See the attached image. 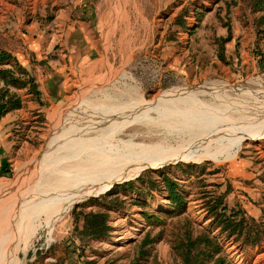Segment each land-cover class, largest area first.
<instances>
[{"label":"rangeland","instance_id":"1","mask_svg":"<svg viewBox=\"0 0 264 264\" xmlns=\"http://www.w3.org/2000/svg\"><path fill=\"white\" fill-rule=\"evenodd\" d=\"M124 3L120 21L113 26L117 0H0V50L13 53L24 66L62 63L68 87L63 101L44 112L31 111L27 124L13 127L11 162L0 184L14 181L22 167L35 159L48 138L56 136L54 130L62 129L58 121L64 108L99 79L105 78L101 85L116 99L111 103L136 94L152 100L167 89L208 82L241 85L260 93L256 97L227 92L224 97L233 102L222 108L237 118L236 107L263 103L264 36L256 26L263 13L254 11L252 0ZM22 89L29 93L28 87ZM11 90L19 95L20 89ZM201 98L216 104L210 95ZM76 111L72 119L81 108ZM158 125L131 126L119 140L159 142L168 129ZM165 173L178 181L186 202L181 211L168 197L162 180ZM131 178L130 186H124L125 180L108 181L59 205L51 217L44 218L37 239L28 251L20 252L17 264H179L175 245L189 229L197 234L210 227L203 208L208 194L224 195L231 208L244 210L264 228L263 139L247 140L233 159L168 164L140 170ZM114 183L120 188L108 195ZM116 198L118 206L108 209ZM153 210L158 213L148 218L145 214ZM90 212L108 213L112 227L108 237L97 240L85 232L83 214ZM213 234L221 236L219 229ZM220 239L233 264H264V240L243 246Z\"/></svg>","mask_w":264,"mask_h":264},{"label":"bare ground","instance_id":"2","mask_svg":"<svg viewBox=\"0 0 264 264\" xmlns=\"http://www.w3.org/2000/svg\"><path fill=\"white\" fill-rule=\"evenodd\" d=\"M124 2L117 0L113 26L120 21ZM104 80L93 83L64 108L58 121L62 129L54 130L57 137L48 138L14 181L0 184V264L21 263L20 252L32 247L44 218L94 185L131 180L140 170L168 164L233 159L247 140H264V99L262 104L236 107L239 118L222 108L233 102L224 97L230 90L256 97L260 94L244 86L208 82L167 89L152 100L136 94L111 103L116 99L101 85ZM206 95L216 104L201 98ZM76 108L81 112L72 119ZM151 111H157L158 117ZM138 124H159L168 131L163 140L152 144L134 138L119 140L129 127Z\"/></svg>","mask_w":264,"mask_h":264},{"label":"trees","instance_id":"3","mask_svg":"<svg viewBox=\"0 0 264 264\" xmlns=\"http://www.w3.org/2000/svg\"><path fill=\"white\" fill-rule=\"evenodd\" d=\"M254 11L263 13L257 19L259 33L264 36V0H252ZM228 36L224 40H229ZM0 81L4 86L0 87V119L7 113L20 109L24 102L22 98L13 92L11 88H27L29 93L40 96L38 83L31 71L24 66L19 59L7 50H0ZM30 85V87H29ZM190 167H196L190 165ZM162 180L166 185L168 197L177 210L185 208V200L179 190L178 181L168 174L162 175ZM134 182H126L124 186H130ZM123 187V186H122ZM120 186L114 187L108 195H113ZM119 192V191H117ZM117 198L110 201L106 207L108 209L118 206ZM146 207L144 202H139ZM203 208L207 211V220H211L210 227L204 228L197 234L192 229L186 234V238L175 245L178 256L181 258L179 264H233L227 255L221 237L243 246L254 245L264 240V228L257 224V220L247 216L242 209L231 208L224 199V195H205ZM158 213L153 210L145 214L148 218L154 217ZM84 230L93 239H102L109 236L112 227L108 224V213L90 212L83 214ZM219 229L221 236L213 234Z\"/></svg>","mask_w":264,"mask_h":264},{"label":"crops","instance_id":"4","mask_svg":"<svg viewBox=\"0 0 264 264\" xmlns=\"http://www.w3.org/2000/svg\"><path fill=\"white\" fill-rule=\"evenodd\" d=\"M60 64V65H59ZM29 68L35 75L38 82L40 96L29 94L27 89L18 90L19 95L24 99V107L22 109L8 113L0 121V176L6 174V168L11 162L10 154L12 141V129L20 124H27L31 120V111H46L47 107L63 101L67 95V81L64 74L62 63H44L42 66L31 65L27 63ZM67 66L65 65V69ZM37 117V116H36ZM34 117V118H36Z\"/></svg>","mask_w":264,"mask_h":264},{"label":"water","instance_id":"5","mask_svg":"<svg viewBox=\"0 0 264 264\" xmlns=\"http://www.w3.org/2000/svg\"><path fill=\"white\" fill-rule=\"evenodd\" d=\"M137 177H138V176H137ZM134 179H135V178H134ZM131 180H132V179H131ZM128 181H130V180H127L126 182H128ZM113 187H114V185H113ZM113 187H112V188H113ZM112 188H111V189H112ZM111 189H110V190H111ZM110 190H109V191H110Z\"/></svg>","mask_w":264,"mask_h":264}]
</instances>
